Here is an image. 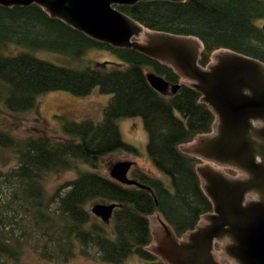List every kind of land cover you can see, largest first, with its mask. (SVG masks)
<instances>
[{"label": "trees", "instance_id": "trees-1", "mask_svg": "<svg viewBox=\"0 0 264 264\" xmlns=\"http://www.w3.org/2000/svg\"><path fill=\"white\" fill-rule=\"evenodd\" d=\"M115 7L151 32L197 38L203 66L220 49L264 63V30L259 23L264 20V0H142ZM12 44L76 58L87 49L98 48L111 52L120 62L90 61L83 69L72 68L28 52L6 54ZM149 73L164 78L171 86H180L176 92L172 88L159 92L150 83ZM185 79L173 65L133 47L98 40L63 18L53 17L40 4H0V81L6 88L5 105L11 112L36 109L38 97L51 91L85 96L99 87L102 93L112 94L100 122L56 116L61 123L60 137L45 134L22 141L0 127V146L18 153L20 161L8 173L0 170V178L19 187L13 194L15 200L8 204L18 202L49 234V229L57 225L53 221L58 222L51 215V204L56 201L61 220L55 242L66 260L76 255L78 244L84 252L94 247L98 257L114 264L125 262L131 255L150 264H169L154 251L151 217L160 214L182 239L215 207L199 173L201 158L184 147L212 133L216 115L203 94ZM135 116L143 118L153 164L170 177L171 185L136 163L129 173L138 182L135 184L119 182L95 170L78 171L79 163L97 169L102 159L120 149L137 152L123 140L117 122ZM71 169L78 171L77 176L48 196L47 176ZM97 200L116 203L117 207L109 222L102 220L88 227L92 210L87 206ZM1 209L0 264H21L23 241L6 231Z\"/></svg>", "mask_w": 264, "mask_h": 264}, {"label": "water", "instance_id": "water-1", "mask_svg": "<svg viewBox=\"0 0 264 264\" xmlns=\"http://www.w3.org/2000/svg\"><path fill=\"white\" fill-rule=\"evenodd\" d=\"M138 1L142 0H0V4H40L53 17L63 18L98 40L118 47H133L179 69L203 94V100L213 111L221 115L214 128L217 134L206 135L188 151L237 167L244 176L221 165L200 167L204 188L215 205L211 216L215 224L198 226L182 241L166 230L159 236L154 251L170 264H223L215 256L214 242L229 228L236 236L235 257L244 264H264V124L258 120H264V63L229 51L216 64L204 69L198 63L201 43L197 38L150 32L146 42L133 41L143 32V26L115 6ZM148 79L163 93L170 87L176 92L180 86H171L154 73H149ZM133 163H115L112 177L126 184L138 183L129 177ZM251 191L259 198L245 205ZM116 207V203H98L92 212L109 222ZM206 217L209 214L200 224L208 222ZM230 243L228 239L222 246L232 257L234 253L225 247Z\"/></svg>", "mask_w": 264, "mask_h": 264}, {"label": "rangeland", "instance_id": "rangeland-1", "mask_svg": "<svg viewBox=\"0 0 264 264\" xmlns=\"http://www.w3.org/2000/svg\"><path fill=\"white\" fill-rule=\"evenodd\" d=\"M263 22L264 20L259 23L263 25ZM150 32L151 31L144 28L143 32L135 37L133 41H138L139 43L146 42ZM219 51H221V49L217 50L214 55ZM21 52L31 53L40 59L57 65L70 66L79 69L85 68L90 61L120 62L119 58L111 52L98 48L87 49L79 58L73 57L68 53L47 49H36L15 44L8 46V49L5 51V53L9 55H15ZM147 71L151 72L149 69ZM185 80L189 81L188 79ZM5 94L6 88L0 81V127L9 130L17 139L22 141H25V139L30 136L38 138L45 134L60 137V135H62L60 134L61 123L59 119L56 118V116L59 115H66L76 121L92 119L95 122H100L104 117V109L112 98V94L102 93L99 87H95L90 94L85 96H77L69 91L57 90L40 95L38 97V106L36 109L28 112L14 113L5 105ZM117 122L123 140L136 147L137 152L120 149L102 159L97 169H92V167L87 166L84 163H79L78 171L80 169L95 170L103 176L113 178L111 170L115 163L120 161H131L141 168L151 171L157 178H160L168 185H171L170 177L157 168L149 156L147 149L149 136L144 127L143 118L140 116L119 118ZM191 143L185 145L184 148L187 151L189 147L193 145ZM19 162L18 153L10 148L0 146V170L3 173H8L12 168L17 167ZM211 165L217 164L211 163ZM78 171L76 169H71L50 173L45 180V190L48 196H52L58 187L64 185L67 181L74 179L77 176ZM236 172L244 175L242 172ZM203 182L205 184L204 180ZM15 189L19 190L16 183L6 182L3 178H0V207L5 216L6 231H12L13 235L20 236L23 241V254L20 258L21 264H114L106 262L98 257L96 255L97 250L94 247H90L89 251L87 250L88 252H84L80 249V245L78 244L75 248L76 255L73 258L66 260L64 255L59 252V246H57L55 242L57 235L59 234L57 231L58 228L56 227L61 220L58 218L57 202L55 201L51 204V211H53V214L51 215L54 216L58 222L56 223V221H53V223L57 225H55V228L52 226V229H49V234L50 232L53 234L52 237H50L49 234L45 232V228L39 227L36 218L29 214V211H26L24 207L22 208L19 206L18 202L8 204L9 201L15 200V198L13 199ZM63 190V192H65L67 188ZM19 202L22 201L19 200ZM98 203L104 202L97 200L89 203L87 207L92 210V207ZM91 213V222L87 224L88 227L92 226V224L103 222L102 219L96 216L92 211ZM151 220L155 238L153 247H156L158 244L157 241H159L157 238L159 233L164 231V223L166 222L163 221L160 214L153 215ZM179 240L182 241L185 239ZM222 245L223 243L217 242L214 249L217 260L223 264H235L233 258L224 251ZM158 255L160 258L164 259L165 262L169 263L160 254ZM121 264H150V262L137 255H131Z\"/></svg>", "mask_w": 264, "mask_h": 264}, {"label": "flooded vegetation", "instance_id": "flooded-vegetation-1", "mask_svg": "<svg viewBox=\"0 0 264 264\" xmlns=\"http://www.w3.org/2000/svg\"><path fill=\"white\" fill-rule=\"evenodd\" d=\"M263 24H264V22H263ZM228 52H229V50H222V51H220L218 54H216V55L213 56L212 61H211L207 66H203V65H201V63H200V55H201V52H200V54H199V58H198V63H199L204 69H208L212 64H216V63L218 62L220 56H222L223 54H226V53H228ZM167 91H168V90H167ZM215 115H216V123H215V128H216V125H217L218 122L221 120V115L218 114V113H216V112H215ZM258 120H259L260 124H262V125L264 124V120H263L262 118H259ZM215 131H216V129H214L212 133L207 134V135H215V134H217V133H215ZM205 136H206V135L200 136L198 139H196L194 142H192L191 144H193V145H191V147H193L194 145L199 144L200 141H201ZM196 155H198V156L201 158V160H202V163H201L200 167H203V166H211V163H214V164H217V165L225 166V167H227L228 169H233V170H236V171L242 172V171H241L240 169H238L237 167L230 166V165H228V164H224V163L220 162L219 160H215V159L207 158V157H205V156H203V155H201V154H199V153H196ZM200 167H199V168H200ZM211 167H212V166H211ZM213 168H214V167H213ZM131 169H132V168H131ZM130 172H131V170H130ZM130 172H129V173H130ZM243 176H244V175H243ZM230 177H233V176H230ZM204 179H205V178H204ZM204 181H205V180H204ZM256 197L259 198V195H254V194H252V191H251V193H248V194H247V197H246L245 205H249V204H252L253 202H255L254 200L256 199ZM212 214H214V212L210 213V214H209V217H206V218H208V220H207L208 222H207L205 225L200 224L199 226H202V227H203V226H206V225H213V224H215V223H214L215 221H213V220L211 219ZM215 218L217 219L218 216L216 215ZM214 220H215V219H214ZM235 237H236V236H235V234L231 231V229L227 228V230H225L224 232H222V236H221L220 238H218V239L215 240V242H214V249H215V247H216L217 242H219V243L221 242V243L226 244V241H227L228 239H230V240H231V243L228 244L227 246H225V247H226V250L232 251V252L234 253V255L232 254V258H233V261H235V264H244L243 262H241V261L239 260V258L235 257V251H236V248H237V243L235 242Z\"/></svg>", "mask_w": 264, "mask_h": 264}, {"label": "crops", "instance_id": "crops-1", "mask_svg": "<svg viewBox=\"0 0 264 264\" xmlns=\"http://www.w3.org/2000/svg\"><path fill=\"white\" fill-rule=\"evenodd\" d=\"M163 221H165L164 219H163ZM166 224V225H165ZM171 231V232H174L173 230H172V228L167 224V223H164V231L163 232H160L159 233V236L162 234V233H164L165 231ZM190 233V232H189ZM189 233H187L186 235H185V237L184 238H182V239H185L186 240V237L188 236V234ZM159 236H158V238H157V240L159 239ZM157 237V236H156ZM177 237V236H176ZM178 238V237H177ZM178 241H181V240H179V239H177ZM157 242H159V241H157ZM158 245V244H157Z\"/></svg>", "mask_w": 264, "mask_h": 264}]
</instances>
